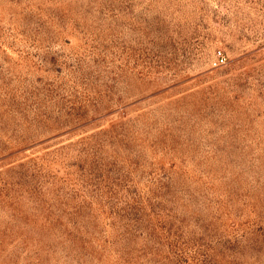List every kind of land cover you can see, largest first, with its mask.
<instances>
[{
	"label": "rangeland",
	"instance_id": "1",
	"mask_svg": "<svg viewBox=\"0 0 264 264\" xmlns=\"http://www.w3.org/2000/svg\"><path fill=\"white\" fill-rule=\"evenodd\" d=\"M0 264H264V0H0Z\"/></svg>",
	"mask_w": 264,
	"mask_h": 264
},
{
	"label": "built area",
	"instance_id": "2",
	"mask_svg": "<svg viewBox=\"0 0 264 264\" xmlns=\"http://www.w3.org/2000/svg\"><path fill=\"white\" fill-rule=\"evenodd\" d=\"M223 61V57L219 54L218 55V62L220 63V62H222Z\"/></svg>",
	"mask_w": 264,
	"mask_h": 264
}]
</instances>
